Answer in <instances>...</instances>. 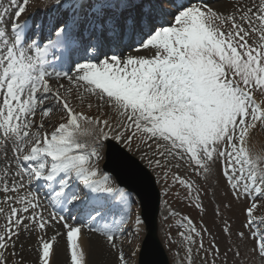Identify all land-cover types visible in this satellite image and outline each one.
Wrapping results in <instances>:
<instances>
[{
    "label": "snow or ice",
    "instance_id": "snow-or-ice-1",
    "mask_svg": "<svg viewBox=\"0 0 264 264\" xmlns=\"http://www.w3.org/2000/svg\"><path fill=\"white\" fill-rule=\"evenodd\" d=\"M31 3L0 0V264H24L32 250L37 264L60 255L87 264L85 227L116 250L118 264H134L135 250L126 258L116 238L137 234L126 227L135 197L101 166L112 155L135 164L133 144L189 199L223 182L231 193L224 207L242 201L248 229L228 251L235 264L264 262V154L251 146L264 128V0H178L174 10L164 0H53L35 5L55 9L41 20ZM60 79L75 85L81 103L87 97L88 109L95 98L108 112L78 110ZM40 189L47 206L66 215L46 216ZM81 209L86 220L78 224L72 213ZM186 219L189 232L179 233L186 264L193 246L216 264L218 244L205 250ZM223 231L232 235L227 224ZM249 239L255 243L245 251Z\"/></svg>",
    "mask_w": 264,
    "mask_h": 264
},
{
    "label": "rangeland",
    "instance_id": "rangeland-1",
    "mask_svg": "<svg viewBox=\"0 0 264 264\" xmlns=\"http://www.w3.org/2000/svg\"><path fill=\"white\" fill-rule=\"evenodd\" d=\"M250 1L251 0H249L250 4L254 2V0H252L251 2ZM45 2L51 5L53 3V0H32L31 4L32 6H34L36 4H41ZM170 2L171 4L168 1L164 2L163 6L166 9L174 10V5L176 4V2L173 0ZM207 2L210 4V6L215 5V0H207ZM242 3L246 4V1L243 0ZM144 54L145 53L141 52V55ZM60 84L64 86L63 88L60 89L61 92H64L65 89L72 90V93L69 98L72 99L73 103H75L74 106L77 108V105L80 103V101L78 96H73L75 93H77L75 85L70 82H68L67 84L64 83H60ZM88 102H89L88 100H85L82 104L86 106ZM91 103L93 105L92 112L94 114L100 115L108 112L107 109H103V108L98 110L97 103L95 100H91ZM108 117L111 118V113H108L107 117L105 118ZM259 134H262L263 138ZM255 142H257V145L259 147L255 146ZM251 146H252V150L256 153H258L259 149L264 150V128L259 127L253 132ZM132 153L140 157V153L135 150V144H133ZM143 162L148 165L147 159L143 160ZM102 164L103 163L101 162V166ZM153 172H155L156 176L158 177L159 183L161 184V187L163 188L164 191V203L162 206V214H161V218H162L161 237L168 251V254L171 258L172 264H186L188 259L186 254V244L182 242V239L179 235V233L181 232H184L185 235H187L189 232V227H186V225H188V220L186 218H190L196 230L201 233L203 237L205 250H209V246L212 241H215L218 244L220 248V256L216 259V264H235L232 253L231 251H228V248L231 245L234 249L235 247L234 242L236 241L235 234L238 231L243 230L246 236L248 234V229L244 228L245 215L243 212V207H244L243 202L232 201V205H233L232 208L231 209L225 208L224 205L229 203L231 199V193L228 187L223 182H221L218 189H209L206 194L202 193L200 200L195 199V193H193V197L189 199L186 197V191L182 189L181 186H179L178 184H173L171 173H169L168 179L165 180L161 169H155L153 170ZM213 184H215V181H213ZM37 195L39 194L37 193ZM39 197L41 198L42 201H44L43 197H41L40 195ZM197 204H200L202 206L197 207ZM48 207H46L45 215H47L48 211L50 210V208ZM217 208H219V215L216 214ZM50 212L52 211L50 210ZM137 215H138V204L136 202L132 205L131 219L128 220L126 225L129 232H132L134 230L133 224ZM255 215L257 218H259L262 214L258 212ZM0 223H3V221L0 220ZM226 224L231 228V233H232L231 236L225 234L223 231ZM142 226L143 225H141V227ZM138 227H140V225ZM87 233H90L89 235L91 238H96L94 234H97V232L88 230ZM136 233L137 234L131 237L128 236L127 233L123 236L117 235L116 243L118 247H120L121 242H123L122 246H123V251L124 252L126 251L125 253L126 258H128V254L133 250L135 249L139 250L140 242L142 240L144 233L143 230L142 232L136 230ZM100 237H102V235H100ZM195 239L198 244L200 237H195ZM129 241H131V246H129ZM105 242L106 240L102 241V243H104L102 244L103 248L106 246L104 250L113 253L115 259L117 260L116 250L111 249L110 246L107 244V242L106 243ZM245 243L247 245L245 251H249L252 248L255 241L249 239ZM17 251H19V249H17ZM36 252L34 253L36 256L34 254L32 256H27L24 252L23 254L24 264H37ZM225 252H227V256H225ZM89 255L90 254L88 248L87 264H93L94 262L91 263ZM204 256H205L204 251H201L199 254H197L195 250V246H193V254H192L193 264H205ZM56 258L52 259V264H59L56 263L57 261ZM14 259L19 260L20 256L18 255L14 257ZM132 259L134 260V264H135L136 257ZM207 259L211 261L212 256L209 255ZM254 262L255 264H264V262H262L258 256L254 257ZM97 264H106V263L99 262Z\"/></svg>",
    "mask_w": 264,
    "mask_h": 264
},
{
    "label": "water",
    "instance_id": "water-1",
    "mask_svg": "<svg viewBox=\"0 0 264 264\" xmlns=\"http://www.w3.org/2000/svg\"><path fill=\"white\" fill-rule=\"evenodd\" d=\"M120 160L119 165L111 167L112 170L125 186L136 192L142 202L143 217L146 220L148 235L144 241L141 251L140 264H167L164 258L161 244L157 238L156 212L159 203V192L156 190L155 182L148 179L146 173L136 162L132 163L127 157ZM129 163L130 166L128 167ZM138 165V167H137ZM148 174V173H147ZM150 177L151 175L148 174Z\"/></svg>",
    "mask_w": 264,
    "mask_h": 264
},
{
    "label": "bare ground",
    "instance_id": "bare-ground-1",
    "mask_svg": "<svg viewBox=\"0 0 264 264\" xmlns=\"http://www.w3.org/2000/svg\"><path fill=\"white\" fill-rule=\"evenodd\" d=\"M243 1V0H242ZM246 1V4L249 3V0H244ZM252 1V0H251ZM250 1V2H251ZM250 4V3H249ZM143 53V52H142ZM1 206V205H0ZM47 216V215H46ZM137 228V226H136ZM140 227H138L137 229H139ZM51 231L49 232V235H51ZM92 235V234H91ZM95 235V234H94ZM93 236V235H92ZM94 237V236H93ZM103 237H96V238H91L88 237L87 235H85V249L88 251L89 248V258L91 260V263L94 262L93 264H97L99 262L102 263H106V264H117V260L114 257V254L111 253L110 251H106L104 250V247L102 246V241L105 240V238L103 239ZM34 243V241H33ZM106 243V242H105ZM61 248L64 247V241L61 240L60 242ZM106 245V244H105ZM107 249V248H106ZM36 252V250H32V251H25V254L27 256H32L34 253ZM37 253V252H36ZM115 253V252H114ZM24 254V253H23ZM35 255V254H34ZM36 256V255H35ZM116 256V255H115ZM26 257V256H25ZM31 258V257H30ZM56 258V257H54ZM53 258V259H54ZM29 259V258H28ZM57 261L56 263L59 264H66V257L64 255H60L57 256ZM33 260V259H32ZM36 262V261H35ZM55 262V260H54ZM37 263V262H36Z\"/></svg>",
    "mask_w": 264,
    "mask_h": 264
}]
</instances>
